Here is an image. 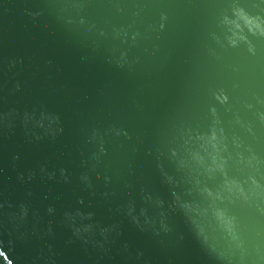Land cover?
I'll return each mask as SVG.
<instances>
[{
    "label": "water",
    "instance_id": "water-1",
    "mask_svg": "<svg viewBox=\"0 0 264 264\" xmlns=\"http://www.w3.org/2000/svg\"><path fill=\"white\" fill-rule=\"evenodd\" d=\"M0 264H264V0H0Z\"/></svg>",
    "mask_w": 264,
    "mask_h": 264
},
{
    "label": "snow or ice",
    "instance_id": "snow-or-ice-1",
    "mask_svg": "<svg viewBox=\"0 0 264 264\" xmlns=\"http://www.w3.org/2000/svg\"><path fill=\"white\" fill-rule=\"evenodd\" d=\"M0 257H5V253L3 251H0Z\"/></svg>",
    "mask_w": 264,
    "mask_h": 264
}]
</instances>
